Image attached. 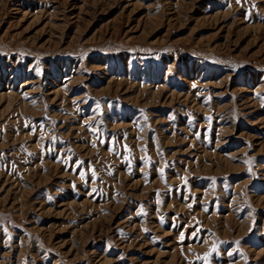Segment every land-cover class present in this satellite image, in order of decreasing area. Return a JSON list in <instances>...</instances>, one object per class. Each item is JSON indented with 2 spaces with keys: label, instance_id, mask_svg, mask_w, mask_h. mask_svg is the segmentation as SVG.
Instances as JSON below:
<instances>
[{
  "label": "rangeland",
  "instance_id": "374dc122",
  "mask_svg": "<svg viewBox=\"0 0 264 264\" xmlns=\"http://www.w3.org/2000/svg\"><path fill=\"white\" fill-rule=\"evenodd\" d=\"M0 264H264V0H0Z\"/></svg>",
  "mask_w": 264,
  "mask_h": 264
}]
</instances>
